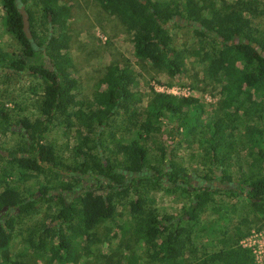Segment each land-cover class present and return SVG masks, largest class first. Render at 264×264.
<instances>
[{"label":"trees","instance_id":"trees-1","mask_svg":"<svg viewBox=\"0 0 264 264\" xmlns=\"http://www.w3.org/2000/svg\"><path fill=\"white\" fill-rule=\"evenodd\" d=\"M2 1L5 28L22 47L11 53L0 49V61L12 73L41 79L42 95L38 114L20 118L21 140L0 147V160L13 167L12 175L4 164L0 167V260L91 264L81 258L96 226L118 218L113 238L120 232L123 237L109 254V264H256L240 241L252 228L264 227V33L255 20L264 12V0H97L132 33L134 55L171 78L179 77L185 65L169 26L191 27L195 53H204L205 75L222 98L208 110L197 97L154 92L140 119L127 118L124 129L131 134L121 157L111 151L115 137L103 135L138 101L137 72L126 63L111 66L92 101H77L68 52L72 34L64 21L53 23L66 4L20 0L28 13V39L15 0ZM253 104L250 116H239ZM12 115V109H0V133L11 129ZM73 118L80 126L90 121L96 131L86 137L93 132L86 129L67 157L44 134L52 122L69 127ZM165 120L181 135L171 141L170 153L162 139L157 151V140L150 137ZM180 143L196 149L204 167L201 175L193 170L197 177L191 183L173 152ZM214 169L221 175H210ZM214 178L225 186H214ZM31 179L35 191H29ZM159 190L180 200L178 212L147 204ZM118 205L128 208L126 217L117 212ZM5 206L9 210L1 216ZM215 206L223 208L221 216L206 214ZM44 207L51 213L42 218ZM22 219L33 221L22 224ZM21 235L26 259L12 252ZM139 247L143 256L137 254ZM119 249L127 253L122 256Z\"/></svg>","mask_w":264,"mask_h":264},{"label":"rangeland","instance_id":"rangeland-1","mask_svg":"<svg viewBox=\"0 0 264 264\" xmlns=\"http://www.w3.org/2000/svg\"><path fill=\"white\" fill-rule=\"evenodd\" d=\"M60 2L65 3L66 8L60 18L54 22L52 20V22L56 24L64 21V26L72 34L68 52L71 56L70 73L74 77L75 85L73 93L77 101H82L84 104L92 101L97 83L105 75L110 74L111 66L126 63L137 72L138 101L130 107L126 114H119L113 126L107 127L104 131L103 137H115L116 139L115 143L111 144V151L115 156H122L125 138L131 134L124 129L129 124L127 118L140 119L142 110L145 109L154 92L167 93L165 90H168L170 94L175 93L173 95L178 97L194 96L199 98L204 108L208 110L210 107L218 106L221 102L222 98L219 95L217 84L205 75L202 63V59L205 57L204 53L200 55L195 53L196 36L191 27L185 26L183 23L180 26H169L173 42L180 53L179 57L185 65V70L179 77L171 78L164 69L147 63L134 55L132 33L124 28L116 16L110 15L102 8L97 0H60ZM2 3L3 1L0 0V49L11 53L19 50L22 45L16 35L5 28ZM255 20L261 33H264V12ZM41 95V79L25 73H12L10 68L0 61V109L13 110L11 129L5 134L0 133V147L2 149L10 148L21 140V133L25 130L19 127L20 118L33 117L38 114L37 104ZM255 110L254 104L245 106L243 107V114L241 113L239 116H250ZM87 124L86 122V125L80 126L74 118L69 127L61 122H52L44 137L53 142L57 150L68 157L72 154V147L80 143L81 138H84L85 133H87L86 129L93 131L86 137H92L95 134L96 126L90 121ZM150 137L157 140V151L159 141L162 139L170 153L174 147L171 141L174 138L178 141L181 135L174 131L171 121L165 120L162 125L154 129ZM140 143L144 144L143 141ZM173 152L176 159L186 168L187 175H190V183L193 182L194 177H197L193 170L197 172V175L203 173L204 167L198 161L196 149L189 148L186 143H180ZM2 160H0V167L5 165L6 173L12 175L13 167L10 163H5V160ZM147 161L150 162L149 159ZM213 174L220 176L221 172L219 169H214L210 175ZM211 182L214 186H225V183H221L215 178ZM28 185L29 191L37 189V184L33 182V179L29 181ZM148 202V205L156 207L160 212H178L181 207V202L175 195H168L163 190L152 194L148 198ZM42 209V218L48 217V214L51 213L49 208L44 207ZM127 209L126 206L118 205L117 212L126 217L128 215ZM207 211L206 214L221 216L224 210L221 206H215ZM35 217L39 219L41 216ZM35 217L33 220H36ZM117 219L114 218L111 222H103L96 226L95 235L83 250L81 261H91V264H109V254L117 248L121 237H123L120 232L119 238H113L115 229L113 222ZM32 221L22 219V224H30ZM118 221L121 223V219ZM252 230H264V227L261 229L252 228ZM24 239L23 235L18 236L12 245V252L19 259H26L29 255ZM119 250L122 256L127 253ZM142 253L143 248L139 247L137 254L143 256ZM127 255L129 254H126L123 260ZM131 255L134 253L130 252V257ZM114 261L115 259L111 260V262ZM46 263V261L38 262V264ZM48 263L57 264L51 260ZM141 263L145 264L146 262L143 260ZM0 264H4L3 260H0Z\"/></svg>","mask_w":264,"mask_h":264},{"label":"built area","instance_id":"built-area-1","mask_svg":"<svg viewBox=\"0 0 264 264\" xmlns=\"http://www.w3.org/2000/svg\"><path fill=\"white\" fill-rule=\"evenodd\" d=\"M165 92L169 93L170 91L165 90ZM240 243L251 249L256 264H264V230H252L248 235L242 238Z\"/></svg>","mask_w":264,"mask_h":264},{"label":"water","instance_id":"water-1","mask_svg":"<svg viewBox=\"0 0 264 264\" xmlns=\"http://www.w3.org/2000/svg\"><path fill=\"white\" fill-rule=\"evenodd\" d=\"M15 3L17 5L18 10H19L21 17H22L23 31H24L25 35L27 36V38L31 39L32 33H31V30L29 27L28 13L24 7V4H22L20 0H15Z\"/></svg>","mask_w":264,"mask_h":264},{"label":"flooded vegetation","instance_id":"flooded-vegetation-1","mask_svg":"<svg viewBox=\"0 0 264 264\" xmlns=\"http://www.w3.org/2000/svg\"><path fill=\"white\" fill-rule=\"evenodd\" d=\"M19 127L23 128L22 123H20ZM89 175H90V174H88V177H90ZM89 181H94V179L91 177V178H89ZM87 182H88V181H87ZM87 182L84 181L85 184H87ZM206 184H207V182H206ZM1 210H2V214H1V216H2V215H4V213H5L6 211H8L9 209L7 208V206H5V207H3Z\"/></svg>","mask_w":264,"mask_h":264}]
</instances>
